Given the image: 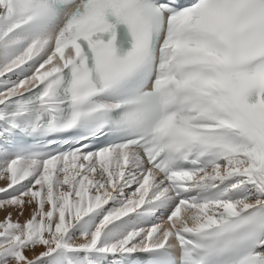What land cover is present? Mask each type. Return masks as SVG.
<instances>
[{"label":"snow or ice","instance_id":"obj_1","mask_svg":"<svg viewBox=\"0 0 264 264\" xmlns=\"http://www.w3.org/2000/svg\"><path fill=\"white\" fill-rule=\"evenodd\" d=\"M0 179V264H264V0H0Z\"/></svg>","mask_w":264,"mask_h":264},{"label":"bare ground","instance_id":"obj_2","mask_svg":"<svg viewBox=\"0 0 264 264\" xmlns=\"http://www.w3.org/2000/svg\"><path fill=\"white\" fill-rule=\"evenodd\" d=\"M7 183V181L5 180V179H1L0 180V187H3V186H5V184ZM34 205V204H33ZM32 205V206H33ZM30 206L29 205H25V208L24 209H26V208H29ZM47 207V206H46ZM15 209H16V211L18 210V208H11V213H12V219L14 220V221H16V220H19L20 222H24L25 220H26V218L24 217V216H18V215H16V212H15ZM8 210H10V208L9 209H7V211ZM1 211V210H0ZM2 212V211H1ZM1 212H0V215H1ZM3 213V212H2ZM31 255V254H30Z\"/></svg>","mask_w":264,"mask_h":264},{"label":"rangeland","instance_id":"obj_3","mask_svg":"<svg viewBox=\"0 0 264 264\" xmlns=\"http://www.w3.org/2000/svg\"><path fill=\"white\" fill-rule=\"evenodd\" d=\"M0 180H1V179H0ZM32 205H33V204H32ZM32 205H29V206H30L29 208L24 209L23 215H20V216H21V217L24 216L26 219L29 218L30 215H31V213H32V211L34 210V207H35V205H33V206H32ZM46 206H47V205H46ZM1 211H2L3 213H2ZM1 211H0V212H1L0 220H3L4 217H5V213H6V212H9V211L11 212V208H10V210H8V211H7V209L1 210ZM19 211H20L19 209H18L17 211H16V209H15L16 215H18ZM18 216H19V215H18Z\"/></svg>","mask_w":264,"mask_h":264}]
</instances>
